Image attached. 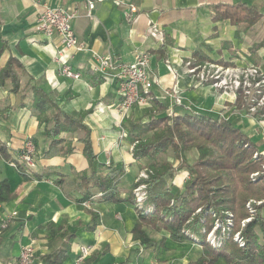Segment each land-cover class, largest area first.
Masks as SVG:
<instances>
[{
  "label": "crops",
  "instance_id": "1",
  "mask_svg": "<svg viewBox=\"0 0 264 264\" xmlns=\"http://www.w3.org/2000/svg\"><path fill=\"white\" fill-rule=\"evenodd\" d=\"M219 3H244L264 13V0H95L90 14L86 0H0V43L6 45L0 65L4 66L11 56L18 58L26 71L20 75L22 87L27 86L31 76L67 113L78 116L90 110L84 122L91 129L97 155L92 169L97 171L102 164L124 168L125 175L133 173L130 190L133 182L139 179L144 160H136L132 154L133 145L127 138L120 137L117 86L113 79L93 71L94 53L112 55L118 63H131L136 52H148L151 72L160 80L151 90V98L165 104L168 110L178 105L212 116L223 112L250 137L264 141L263 129L254 118L242 110H235L231 96L218 100L214 89L194 80L181 63L193 57L196 50H201L212 61L236 65L250 62L264 70V46L257 47L264 41V22L252 26L232 25L229 21L214 23L213 6ZM131 5L137 8L136 13L131 12ZM45 6L77 10L72 26L87 49L83 52L66 50L64 58L82 73L80 80L60 73L56 55L62 49L61 39L45 38L35 30L37 18ZM163 42L168 43L166 58L151 53ZM9 89L10 85L0 88V138L13 158H18L24 142L31 138L37 148L35 165L29 173L56 170L68 181H73L81 172L89 171L83 156L84 145L77 141L79 133L66 134L74 147L72 154L44 156L49 142L43 133L44 127L30 107V91L25 88L22 95L27 97L21 101V95H14ZM7 106L15 108L5 118L3 112ZM101 106L104 112L99 111ZM124 176L119 184L123 197L129 192L121 189ZM56 178L24 181L16 168L0 160V181L8 179L16 195L13 201L0 204V221L7 214L17 212L0 234V264H18L21 248L28 244L34 245V264H41V256L49 252L42 228L50 223H66L68 229L77 234L72 254L64 264H75L83 246L92 249L88 258L95 252L100 253L97 261L91 264L123 261L125 264H173L164 262L170 258L167 254L172 252V241L168 240L165 246L143 249L133 240L137 214L131 205L101 202L97 196L85 203H76L55 184ZM73 194L80 197L77 191ZM90 211L99 216L100 223L95 231L86 229L92 219ZM162 235L168 236L167 233H151L157 241ZM7 238L14 242L9 247L10 255H6L3 248Z\"/></svg>",
  "mask_w": 264,
  "mask_h": 264
},
{
  "label": "trees",
  "instance_id": "2",
  "mask_svg": "<svg viewBox=\"0 0 264 264\" xmlns=\"http://www.w3.org/2000/svg\"><path fill=\"white\" fill-rule=\"evenodd\" d=\"M213 10L214 23L229 21L232 25L252 26L264 22L262 11L244 3H219L213 6ZM260 46H264V41L257 47ZM5 48L6 45L0 43V59ZM167 49L168 43L163 42L151 53L166 58ZM193 55L201 63L212 61L201 50H196ZM220 62L232 65L231 62ZM25 72L21 61L11 56L4 66L0 65V88L10 85L9 92L21 95V101L27 97L22 95L25 88L30 91V107L39 124L44 127L43 133L49 142L44 156L49 157L54 153L63 156L72 154L74 147L66 134L79 133L77 141L84 145L83 156L90 169L81 172L73 181H68L65 175L56 170L29 173L18 158H13L6 143L0 138V160L16 168L24 181L55 176V184L61 186L67 198L76 203L82 204L97 196L101 202H124L131 205L137 214L132 229L133 240L138 241L143 249L165 246L168 240L200 245L198 258L180 264H264V143L251 138L225 118L183 107L169 111L165 104L152 98L151 106L144 112L146 121L127 117L121 124L128 134L127 140L133 145V157L148 163L144 169L148 176L137 178L123 197L119 184L125 175L124 168L102 164L97 171L92 169L97 155L91 129L84 122L90 110L80 112L78 116L67 113L31 76L27 86L22 87L20 75ZM21 105L24 107L25 104ZM14 108L7 106L3 116L7 118V114ZM192 150H196L197 158L191 164L187 154ZM168 155L177 161V165L167 159ZM177 171L186 172L189 178L182 188L175 190ZM257 172L258 177L253 180L251 175ZM140 185H145L146 191L141 204L134 195ZM74 191L79 192L80 197L74 196ZM15 198L9 180L0 181V204ZM249 200L262 203L254 204L253 219L241 231L238 223L250 216L246 207ZM198 208L201 211L196 213ZM213 209L216 212L211 213ZM229 212L233 213L236 224L233 228L224 224L223 230L217 232L216 245L209 244L206 234L214 227V217L221 215L219 217L224 221ZM90 213L92 219L86 229L95 231L100 223L99 216L93 211ZM42 230L46 233L49 252L41 256V264H64L72 254L77 234L70 231L66 223H50ZM233 231L241 232L246 240L244 246L239 247L233 241ZM151 233H167L168 236L162 235L157 241ZM99 256L100 253H93L84 264L97 261Z\"/></svg>",
  "mask_w": 264,
  "mask_h": 264
},
{
  "label": "built area",
  "instance_id": "3",
  "mask_svg": "<svg viewBox=\"0 0 264 264\" xmlns=\"http://www.w3.org/2000/svg\"><path fill=\"white\" fill-rule=\"evenodd\" d=\"M86 2L90 14V11L95 8V0H86ZM130 10L132 13L137 12V8L134 5H131ZM76 16L77 10L75 8L45 6L44 10L37 18L35 30L45 38L50 39L59 37L61 39L62 49L56 55V60L60 64V73L67 78L80 80L82 78V73L73 68L64 58V52L66 50L83 52L87 49L85 42L77 36L72 26V22ZM204 66L191 67L190 62L185 64V67L188 68L194 76H197L200 82L210 80L213 82L212 85L218 88L235 92V89H238L242 85L244 88H248L246 93L249 94V88L256 85L257 92L252 102H256L257 104L253 109H255L256 106L264 105V71L260 67L246 65L244 67H237L236 69L227 68L226 70H221L220 68H216L214 70L212 65H209L210 68L207 69H205ZM200 68L201 70L196 72ZM92 69L100 75L113 79L116 83L117 92L120 97V102L116 107V111L120 116V137L126 138L128 134L121 125L122 121L129 117L135 106L145 107L151 104L152 98L149 93L153 87L160 82L159 77L153 75L151 72V56L148 52L138 51L134 55L133 62L118 63L112 55L94 53V64ZM253 81L256 82L253 84ZM98 109L101 112L105 111L103 106L98 107ZM35 154V143L31 138H27L18 155V160L25 167L27 172L35 165ZM144 173L145 171L140 174L139 178H146L148 176L147 173ZM144 188L145 186L142 185L134 191L136 201L139 204H141L146 197ZM16 216L17 212H11L0 221V234ZM236 235L239 237L240 233ZM239 240L242 241L243 238L241 237ZM91 251L92 249L89 246L81 247L75 264H84L85 260L91 254ZM34 253L35 249L33 244L23 246L17 263L34 264Z\"/></svg>",
  "mask_w": 264,
  "mask_h": 264
},
{
  "label": "rangeland",
  "instance_id": "4",
  "mask_svg": "<svg viewBox=\"0 0 264 264\" xmlns=\"http://www.w3.org/2000/svg\"><path fill=\"white\" fill-rule=\"evenodd\" d=\"M185 60H187V61L183 60L182 63L186 64L187 62H190L191 63V67L204 66L205 65L204 68L207 69V68H210L209 65H212L214 70L216 68H220L221 70H226L227 68L236 69L237 67H244L246 65H248V66L255 65V66L260 67L259 65L254 64V63H250V62L246 63V64H242V65H236V64L224 65V64H222L220 62V60L219 61H206L204 63H201V62H198L196 58H194V55H193V57L191 56V57H189L188 59H185ZM200 70H201V68L199 70H197L196 72H199ZM173 71H175V70H173ZM185 72L187 74L191 75L194 80L198 81V83H200V84H209L211 86V88L214 89V91L217 93L218 100H222L224 98H227L228 96H231L234 99L233 106L235 107V110H242L244 113H246L250 117L254 118L255 121L257 122V124L264 131V105L263 106L262 105L261 106H256V108L253 109L254 106L257 104L256 102H252V100L254 99V96H256V92H257L256 85H253L251 88H249V92H250L249 94L246 93V90H248V88H244L242 85L238 89H235V92H232L231 90H225L223 88L215 87L214 85H212L213 82H211L210 80L204 81V82H200L197 79V76H194V74L191 73L188 70V68H185ZM196 75H197V73H196ZM256 81H253V84ZM263 89H264V87H263ZM178 104H180V103H178ZM150 106H151V104L149 106H145V107L135 106L133 108L132 112L130 113L129 117L139 116L137 118H142V116H143V118H144L145 117L144 116V112H145L146 108H148ZM177 106L178 105H174V107H172V110H169V111H174ZM218 116L220 118L222 117V118H225L226 120H228L227 116L225 114H223V112H221L220 115H218ZM251 138H253V137H251ZM257 141H259L261 143H264V141H262V140H257ZM166 157L167 156H162V158H166ZM187 157H188V161L192 164L197 158L196 150H192V151L188 152ZM167 159L170 162H172L174 165H177V161L171 155H168ZM147 164L148 163L146 161H143V164L140 165V174L142 172H144V171H145V173H147L146 170H144L147 167ZM263 168H264V166H263ZM140 174H139V176H140ZM258 174H259L258 172L257 173H253L251 175V178L253 180H255L258 177ZM175 175H176L175 176L176 177V186H175L174 189L176 190L177 188H182L183 187L185 181L189 178V176L184 171H177ZM143 178H145V177H143ZM132 180H133V173H131V172L130 173H126V175L124 176V179L122 181V184H121L122 191H124V192H128L129 191V187H130V185L132 183ZM140 186H142V185H140ZM260 203H262V201L249 200L247 202L246 207L248 208L250 216L247 217V218L242 219L240 221V223H238V226H240L241 231H242V228H244L245 225L253 219V215H254L253 206H254V204H260ZM200 211H201V209L198 208L196 210V213H199ZM210 212L213 213V212H216V210L213 209V210H210ZM219 216L222 217L221 215H217V216L214 217L215 218L214 227L212 229H210L209 232L206 234V241L209 244L213 245V246L216 245V243L218 241L217 232H220V231L223 230L224 224H227L228 227H230V228H233L234 225L236 224L232 212H229V213H227V215H225L227 217L225 218L224 221H222V219ZM263 217H264V209H263ZM229 231L232 232V230H229ZM237 233H240L239 237H237V235H236ZM232 234H233V237H232L233 241L239 247H242V246L245 245V242H246L245 239H243L242 241L239 240V238L242 237L240 231H233ZM200 237H202V236H200ZM172 243H173L172 252L167 254V256H170V258L169 259H165L164 262H169L170 261L173 264H180V263L188 262L190 260H195L196 258L199 257V255L201 253V247H200L199 244H194L192 242H184V243L172 242ZM12 244H14V242H12L10 240V238L9 239L7 238L5 243H4V245H3L5 253L7 252L6 255H10L8 252L10 251L9 247Z\"/></svg>",
  "mask_w": 264,
  "mask_h": 264
}]
</instances>
